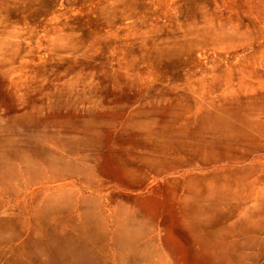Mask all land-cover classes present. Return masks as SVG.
Here are the masks:
<instances>
[{
	"label": "rangeland",
	"instance_id": "1",
	"mask_svg": "<svg viewBox=\"0 0 264 264\" xmlns=\"http://www.w3.org/2000/svg\"><path fill=\"white\" fill-rule=\"evenodd\" d=\"M0 264H264V0H0Z\"/></svg>",
	"mask_w": 264,
	"mask_h": 264
},
{
	"label": "bare ground",
	"instance_id": "2",
	"mask_svg": "<svg viewBox=\"0 0 264 264\" xmlns=\"http://www.w3.org/2000/svg\"><path fill=\"white\" fill-rule=\"evenodd\" d=\"M139 262V261H138Z\"/></svg>",
	"mask_w": 264,
	"mask_h": 264
}]
</instances>
